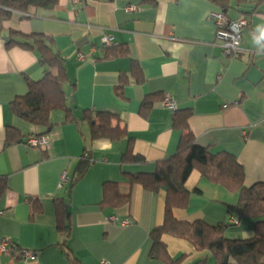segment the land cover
<instances>
[{
  "label": "crops",
  "instance_id": "crops-1",
  "mask_svg": "<svg viewBox=\"0 0 264 264\" xmlns=\"http://www.w3.org/2000/svg\"><path fill=\"white\" fill-rule=\"evenodd\" d=\"M131 6L137 9L129 11ZM2 7L0 179L6 189L0 196V239L34 257L0 255V264H168L150 255V233L165 222L168 188L151 191L131 183L132 176L154 174L158 162L176 154L182 133L173 128L166 96L174 111L189 112L187 126L197 146L213 157H234L245 188L264 184V0H245L227 13L248 23L236 57L220 48L212 14L222 10L208 0H43L25 11ZM39 37L64 60L63 89L76 119L66 122L61 111L53 112L49 132L17 118L11 108L28 94V83L49 72L40 63ZM105 37L111 39L108 47ZM151 95L160 98L142 115V102ZM83 112L116 115L112 125L125 129L126 138H93L89 122L81 121ZM8 127L19 131L10 145ZM31 136L48 138L49 145L30 147ZM127 153L144 163H123ZM84 158L88 168L72 185ZM106 183L129 194V202L101 206ZM184 188L187 203L172 210L174 220L230 224L224 234L230 240L254 236L259 220L228 213L238 204L237 190L198 172ZM63 223L67 233L59 231ZM161 241L176 264H214L211 252L184 239L163 234Z\"/></svg>",
  "mask_w": 264,
  "mask_h": 264
},
{
  "label": "trees",
  "instance_id": "trees-1",
  "mask_svg": "<svg viewBox=\"0 0 264 264\" xmlns=\"http://www.w3.org/2000/svg\"><path fill=\"white\" fill-rule=\"evenodd\" d=\"M42 1L6 0L2 1L1 5L12 10L25 11L29 5L41 6ZM48 1L49 3L55 2V0ZM208 1L218 6L225 15L231 9L242 8L245 3V0ZM35 41L40 56V63L49 72L42 80L28 83V94L15 100L11 108L17 118L32 126L45 128L46 132H49L52 128L50 115L53 112L61 111L65 115L66 122L76 121V119L72 117V112L67 105L68 99L63 89V86L68 81L64 69V60L59 54L51 53L44 46L40 37L36 38ZM52 69L56 70V74L51 73ZM159 98L158 95L147 96L141 105L142 115L151 109L154 102ZM172 111L173 128L182 133L176 154L167 160L158 162L154 174L137 175L131 178V183H137L147 190L158 191L161 187L168 188L165 222L161 228L155 229L150 233L152 240L150 255L152 257H162L168 264H176L169 259L166 248L161 241V236L165 234L184 239L197 250L211 252L214 264H264V184L258 183L252 187L245 188L243 186L244 171L235 158L227 154H220L214 157L209 155L206 149L195 144V139L188 129L189 112ZM83 113L81 121L89 122L90 133L93 138L108 139L110 141H120L126 138L127 132L125 129L121 130L118 126L113 127L112 125V121L118 120L116 115L110 113ZM18 135L19 131L16 128L8 127L6 145H10L19 139ZM122 161L123 163H144V159L141 156L129 153L123 156ZM88 163H90L88 158H84L80 162L72 185L83 176L88 168ZM193 172H198L202 177L214 184L225 186L233 191L237 190L239 193L238 204L235 207L229 206L227 210L231 217L235 216L237 219L259 220L252 238L244 240L226 239L224 234L231 227L230 224L208 226L203 222L184 223L172 218V210L174 208L186 206L188 192L185 190L184 185ZM5 189L4 181L0 179V196ZM129 199V194L123 196L117 191L116 184L106 183L103 185L101 206L110 205L114 207L128 203ZM59 231L67 233L68 228L63 223ZM60 246L65 250V254L70 256L67 248H65V243ZM20 252V250L13 249L11 253H14V256L21 261ZM69 258L71 259V257ZM71 263L76 264L74 261Z\"/></svg>",
  "mask_w": 264,
  "mask_h": 264
},
{
  "label": "built area",
  "instance_id": "built-area-1",
  "mask_svg": "<svg viewBox=\"0 0 264 264\" xmlns=\"http://www.w3.org/2000/svg\"><path fill=\"white\" fill-rule=\"evenodd\" d=\"M6 0H0V9H2L1 2ZM76 1V0H73ZM129 11H135L137 8L131 6L127 8ZM212 20L215 26V37L221 42L220 48L224 55L228 57H236L242 52L241 42H242V30L248 27L247 20L244 16L239 19L232 20L227 17L223 12L219 11L212 14ZM111 39L105 37L102 39L104 47L110 45ZM163 104L170 110H175L174 102L169 98L165 97ZM48 138H39L36 136H31L27 139L26 144L30 147H47L49 145ZM64 177V176H63ZM236 223V222H235ZM13 248L9 241L0 239V255L11 254ZM20 258L23 261L31 260L34 257L33 252L21 251L19 253ZM102 264H107L103 262Z\"/></svg>",
  "mask_w": 264,
  "mask_h": 264
},
{
  "label": "clouds",
  "instance_id": "clouds-1",
  "mask_svg": "<svg viewBox=\"0 0 264 264\" xmlns=\"http://www.w3.org/2000/svg\"><path fill=\"white\" fill-rule=\"evenodd\" d=\"M262 34H264V32H262Z\"/></svg>",
  "mask_w": 264,
  "mask_h": 264
}]
</instances>
